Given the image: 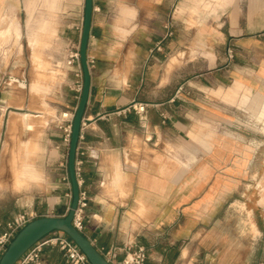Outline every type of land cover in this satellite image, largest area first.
Returning a JSON list of instances; mask_svg holds the SVG:
<instances>
[{"label":"crops","instance_id":"crops-1","mask_svg":"<svg viewBox=\"0 0 264 264\" xmlns=\"http://www.w3.org/2000/svg\"><path fill=\"white\" fill-rule=\"evenodd\" d=\"M221 1L215 59L204 73L189 61L193 75L182 82L185 65L166 60V0H94L91 90L77 160L89 198L83 233L114 263L141 244L148 264H264V155L258 149L250 168L230 167L226 101L230 87L264 99V0ZM20 2L0 0V37L21 39L18 23L6 26ZM72 2L60 16L64 73L52 94L33 99L41 84L20 69L4 82L0 71V236L21 213L64 217L72 203L59 120L81 98L65 57L80 46L85 0ZM135 103L148 105L146 113ZM230 178L239 179L235 187ZM36 264L71 263L47 245Z\"/></svg>","mask_w":264,"mask_h":264},{"label":"rangeland","instance_id":"rangeland-1","mask_svg":"<svg viewBox=\"0 0 264 264\" xmlns=\"http://www.w3.org/2000/svg\"><path fill=\"white\" fill-rule=\"evenodd\" d=\"M72 7V0H21L19 11H15V22L12 18L14 13L10 11L6 26L18 23L22 37L18 40L14 33L0 37V71L6 73L4 82H7L14 69H20V73L42 85L41 89L33 88V99H43L55 91L64 73L60 59L64 48L60 35V16L62 11ZM220 9L221 0H166V42L169 47L166 60L175 57L185 65L181 67L182 82H188L190 75H193L188 72L189 61L196 63L191 70L196 68L197 73H204L215 59L217 45L221 43L220 27L224 23L223 18L216 17L221 14ZM43 25L44 29L41 30ZM210 27L211 34L207 32ZM30 30L36 32L37 41L33 46L29 44ZM36 56L40 61H35ZM14 57L20 59V66L12 64ZM232 88H228L229 95L226 96L230 107L228 139L233 156L230 167L239 168L245 164L243 168H250V161L258 149L264 155V99L257 100L259 98L246 88L240 87L238 92ZM1 95L0 86V100ZM244 96L253 100L246 98L244 103ZM229 180L230 186L235 187L239 179Z\"/></svg>","mask_w":264,"mask_h":264},{"label":"water","instance_id":"water-1","mask_svg":"<svg viewBox=\"0 0 264 264\" xmlns=\"http://www.w3.org/2000/svg\"><path fill=\"white\" fill-rule=\"evenodd\" d=\"M93 13L94 0H85L84 23L80 43L81 63L84 72V87L79 105L75 112L72 138L68 151V167L73 192L71 207L64 217L44 216L29 222L11 241L0 259V264H17L32 246L54 232L66 234L87 256L91 264H113L83 232L76 229L73 225V219L78 208L81 193L76 169L77 152L84 114L86 112L91 90V71L87 52L91 35Z\"/></svg>","mask_w":264,"mask_h":264},{"label":"built area","instance_id":"built-area-1","mask_svg":"<svg viewBox=\"0 0 264 264\" xmlns=\"http://www.w3.org/2000/svg\"><path fill=\"white\" fill-rule=\"evenodd\" d=\"M228 59L232 60L235 57V50L233 46H229L227 49ZM65 63L70 68L77 78L74 89L82 95L84 87V72L81 63V53L79 45H71L66 51ZM89 63V61H88ZM90 67V63H89ZM132 107L139 114H145L148 105L143 103H135ZM76 109L67 110L61 113L60 116V128L64 133V144L68 147L72 138L73 122ZM80 139H83V134L81 133ZM79 152V151H78ZM77 152V157H78ZM76 169L79 184L81 186L82 180L79 177L80 164L79 160L76 162ZM69 198L72 200L73 192L68 194ZM89 198L85 192L80 193V200L78 208L75 212L73 219V225L76 229L83 232L86 220V209L88 207ZM71 207V206H70ZM69 207V209H70ZM40 218L36 212H26L21 213L14 217L13 220L7 223L6 230L0 236V259L6 249L8 248L11 241L15 238L18 232L23 229L29 222ZM52 236H47L43 240L37 242L32 246L24 256L17 262V264H36L41 260L44 249L47 245L58 246L66 255L67 259L71 264H91L87 256L81 251V249L64 233L54 232ZM103 253V252H102ZM104 256L113 264H148L149 253L146 246L141 244H136L128 247V251L121 262L114 263L109 257V253H103Z\"/></svg>","mask_w":264,"mask_h":264},{"label":"bare ground","instance_id":"bare-ground-1","mask_svg":"<svg viewBox=\"0 0 264 264\" xmlns=\"http://www.w3.org/2000/svg\"><path fill=\"white\" fill-rule=\"evenodd\" d=\"M9 31V30H8ZM35 55V54H34Z\"/></svg>","mask_w":264,"mask_h":264}]
</instances>
